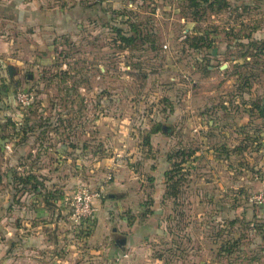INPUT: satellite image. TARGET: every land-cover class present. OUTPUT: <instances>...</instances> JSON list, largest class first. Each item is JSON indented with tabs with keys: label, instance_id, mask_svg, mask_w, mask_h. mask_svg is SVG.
<instances>
[{
	"label": "rangeland",
	"instance_id": "1",
	"mask_svg": "<svg viewBox=\"0 0 264 264\" xmlns=\"http://www.w3.org/2000/svg\"><path fill=\"white\" fill-rule=\"evenodd\" d=\"M43 1L91 14L77 34L43 42L16 16L29 0H0V40L12 41L2 61L17 70L0 94V122L15 124L0 125V264H29L33 248L68 264H264L254 211L264 204L250 203L264 162L253 146L227 155L250 128L232 112L264 98V64L227 58L244 52L232 30L264 39V0H226L200 17L189 0ZM134 28L142 39L126 47L119 37ZM198 32L211 49L188 47ZM19 90L34 94L30 109ZM225 123L223 135L208 131ZM78 187L92 206L80 223L64 203Z\"/></svg>",
	"mask_w": 264,
	"mask_h": 264
},
{
	"label": "crops",
	"instance_id": "2",
	"mask_svg": "<svg viewBox=\"0 0 264 264\" xmlns=\"http://www.w3.org/2000/svg\"><path fill=\"white\" fill-rule=\"evenodd\" d=\"M66 1V0H65ZM100 1L103 0H95L94 7L99 4ZM238 1V0H237ZM240 1V0H239ZM243 1V0H241ZM51 3V2H50ZM65 2H62L61 5L63 8L59 6H54V4H48L47 2H44L43 0H29V3L26 5H23L22 3L20 8H16L18 12H16L17 18H22L23 20H26L24 22L25 26H29V33H33L32 36H39L43 42H45V38H49V41H54V39H61V37H68V35L72 36L78 33L79 23H81V16L82 14L87 15L88 11L91 14V10L89 9H83L81 8L80 2L72 1L70 4L69 1H67V6L64 4ZM92 5V4H91ZM19 6V5H18ZM91 7V6H90ZM9 14L14 13V8H9ZM93 13H96L95 10H93ZM23 22V21H22ZM21 23V22H20ZM19 23V24H20ZM78 25V26H77ZM228 31L229 36H231V33L233 32L234 37L232 45H236L238 47V50H244V52L239 53L237 56H231L227 57L228 59L232 60L233 63H254L256 65H262L264 64V55H259L256 53L257 48H259L262 44H264V39L261 38V35L259 34V30L256 28L250 29L246 35L243 34L239 29L238 30H232V32ZM238 33V34H235ZM242 33V34H241ZM226 34V33H225ZM224 34V35H225ZM46 35V36H44ZM226 36V35H225ZM52 39H51V38ZM231 38V37H230ZM263 39V40H261ZM38 40V41H41ZM12 41L3 42L0 40V80L3 76L6 77V79L10 80L7 66H10L9 63L4 64L2 61L3 59H6L8 57V54L11 50ZM219 48H221L220 54L224 53L222 51L226 50V43L219 44ZM224 49V50H223ZM249 49V53H246L245 51ZM253 51V52H250ZM246 53V54H245ZM14 69L13 76L15 72L17 71L14 66H11ZM5 69V70H4ZM3 88L0 87V94H3L2 91ZM7 90V89H4ZM225 94H221L223 96ZM261 95V93L257 94ZM255 95H252L253 97ZM261 101L256 102V104H253V107L249 104H245L233 111L232 113L237 116V122H239V127H245L248 126V132L249 133L245 138H236L238 140V144L233 147V151L230 150V153L227 155L232 156L234 154H244V152L250 147H254V154L258 156H261L259 158L260 161L264 162V98H259ZM225 105V103H223ZM3 111L0 110V113ZM210 113H216L218 116V121L221 120V116L225 113V108L222 106H218L215 108H210ZM176 114V113H175ZM175 114L172 117H176ZM226 118V116H225ZM0 125L2 126L1 122ZM227 124L225 123L224 126H210L208 127V131L212 132L214 134L223 135L229 127H226ZM3 127V126H2ZM235 130V126L233 128ZM236 131V130H235ZM2 133V130H0V135ZM235 133V132H234ZM213 136V135H212ZM222 137V136H220ZM238 137V136H237ZM212 138V137H211ZM9 142V141H8ZM5 145H7V143ZM218 142H224V139H218ZM220 144V143H219ZM8 147V146H7ZM225 149V153L229 151L228 147H223ZM221 148L220 150L222 151ZM232 151V152H231ZM212 152V151H210ZM196 154V153H195ZM197 155V154H196ZM259 168L261 169L260 177H255L254 182L252 183V192L250 195H253L257 192L264 191V164H260ZM241 195V196H239ZM249 195V194H248ZM123 198L127 197V194L125 192H122ZM238 197H244L242 193H237ZM60 210H62L61 206ZM254 211H256L258 218L264 219V205L263 206H256L254 208ZM34 239V238H33ZM36 240V237H35ZM46 240V239H45ZM5 254V253H3ZM3 254L0 255L3 257ZM7 254V251H6ZM75 255V254H74ZM7 256H9L7 254ZM69 258L63 259L59 255H54L52 253L48 252H40L37 249H29V264H68L66 260ZM26 264L24 262H21V260H17V262H10L9 264Z\"/></svg>",
	"mask_w": 264,
	"mask_h": 264
},
{
	"label": "trees",
	"instance_id": "3",
	"mask_svg": "<svg viewBox=\"0 0 264 264\" xmlns=\"http://www.w3.org/2000/svg\"><path fill=\"white\" fill-rule=\"evenodd\" d=\"M189 1H191V5L193 7H195V10L192 12L193 16H195V17H200V13H201L202 10L212 9V8H214V6H218V8L227 7L226 0H189ZM209 1H212V2L209 3ZM203 3H206L208 8L207 7H203L204 6ZM119 38H120V42L125 44L126 47H128L129 45L134 44L136 40L142 39V36L134 28L132 36H120ZM211 42L212 41L208 40V36H206L202 32H198L196 36L189 37L188 40H187L188 47L190 49H193V50H201V49H205V50L207 49L208 50V49H211L212 48V44H213ZM256 53H258L259 55H264V44H262L259 48H257ZM5 80H6V84L0 82V85L2 86V88H8V86L11 85V81L10 80H8V79H5ZM1 101H2V98L0 96V110L3 111L2 113H6V114L9 115V112H7L5 110V106H3L1 104ZM10 112L12 113V111H10ZM6 114H4V116H6ZM4 122L5 123H2V126H4V127L10 126V124L12 126L15 125L14 124V120H12L10 116H8L7 119L4 120ZM8 141H9L8 139H4V138L0 137V149L1 150L3 149V146L5 145V143L8 142ZM169 161H170V159H169ZM182 163L173 164V166L175 168H178L179 166H182L181 165ZM168 174H169V172H167V174H166L167 177H168ZM176 174H178V172H176ZM174 178H176V177L173 176V179ZM3 256H5V254H3Z\"/></svg>",
	"mask_w": 264,
	"mask_h": 264
},
{
	"label": "built area",
	"instance_id": "4",
	"mask_svg": "<svg viewBox=\"0 0 264 264\" xmlns=\"http://www.w3.org/2000/svg\"><path fill=\"white\" fill-rule=\"evenodd\" d=\"M34 94L30 91L19 90L16 93V102L22 109H30L34 102ZM64 203L69 205L71 218L80 223L81 220L89 219L92 214L91 197L87 190L78 187L73 194L64 198ZM250 203L256 205L264 204V191L253 195Z\"/></svg>",
	"mask_w": 264,
	"mask_h": 264
},
{
	"label": "water",
	"instance_id": "5",
	"mask_svg": "<svg viewBox=\"0 0 264 264\" xmlns=\"http://www.w3.org/2000/svg\"><path fill=\"white\" fill-rule=\"evenodd\" d=\"M7 71H8L9 78L12 80L14 69L11 66H7Z\"/></svg>",
	"mask_w": 264,
	"mask_h": 264
},
{
	"label": "flooded vegetation",
	"instance_id": "6",
	"mask_svg": "<svg viewBox=\"0 0 264 264\" xmlns=\"http://www.w3.org/2000/svg\"><path fill=\"white\" fill-rule=\"evenodd\" d=\"M10 81H12V80L10 79Z\"/></svg>",
	"mask_w": 264,
	"mask_h": 264
}]
</instances>
